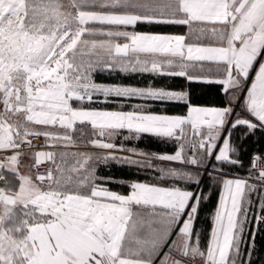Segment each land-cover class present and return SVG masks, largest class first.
Here are the masks:
<instances>
[{"label":"snow or ice","instance_id":"obj_1","mask_svg":"<svg viewBox=\"0 0 264 264\" xmlns=\"http://www.w3.org/2000/svg\"><path fill=\"white\" fill-rule=\"evenodd\" d=\"M0 264H264V0H0Z\"/></svg>","mask_w":264,"mask_h":264},{"label":"trees","instance_id":"obj_2","mask_svg":"<svg viewBox=\"0 0 264 264\" xmlns=\"http://www.w3.org/2000/svg\"><path fill=\"white\" fill-rule=\"evenodd\" d=\"M169 31H181L182 32V31H184V29H169ZM100 79L110 81L112 79V77L105 76V77H101ZM215 87L216 86H210V85L209 86H203V87H196L195 96L200 97L199 103L211 104L212 102L216 101V95H215V90H214ZM183 111L184 110L182 108H173L170 110L171 113H177V112H183ZM149 147H151L152 149H155V150H161L163 146L158 144V143H152L149 145ZM254 147L255 148H261V145L257 144ZM245 162L247 163V158H246ZM111 174L115 175V176L130 175L129 173L122 172L119 169H113ZM141 178H143V177H141ZM115 187L116 186L113 185V188H115ZM122 191L126 194L128 189L124 188V189H122ZM215 200H216V197L213 196V202H212V204H209L208 207L205 209V214L212 209V207L215 204ZM209 223H210V221H206L202 218L200 221L201 229L203 230ZM258 243H259V241H258Z\"/></svg>","mask_w":264,"mask_h":264},{"label":"built area","instance_id":"obj_3","mask_svg":"<svg viewBox=\"0 0 264 264\" xmlns=\"http://www.w3.org/2000/svg\"><path fill=\"white\" fill-rule=\"evenodd\" d=\"M35 144L40 145L42 144V140L34 141ZM39 171H43V168L39 169Z\"/></svg>","mask_w":264,"mask_h":264},{"label":"crops","instance_id":"obj_4","mask_svg":"<svg viewBox=\"0 0 264 264\" xmlns=\"http://www.w3.org/2000/svg\"><path fill=\"white\" fill-rule=\"evenodd\" d=\"M24 170H26V169H24Z\"/></svg>","mask_w":264,"mask_h":264}]
</instances>
